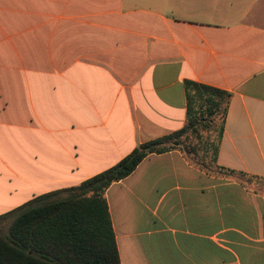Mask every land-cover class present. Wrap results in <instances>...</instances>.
<instances>
[{
  "label": "crops",
  "instance_id": "obj_1",
  "mask_svg": "<svg viewBox=\"0 0 264 264\" xmlns=\"http://www.w3.org/2000/svg\"><path fill=\"white\" fill-rule=\"evenodd\" d=\"M230 93L216 164L264 180V0H0V216L186 125ZM121 264H264V189L180 150L105 193Z\"/></svg>",
  "mask_w": 264,
  "mask_h": 264
},
{
  "label": "trees",
  "instance_id": "obj_2",
  "mask_svg": "<svg viewBox=\"0 0 264 264\" xmlns=\"http://www.w3.org/2000/svg\"><path fill=\"white\" fill-rule=\"evenodd\" d=\"M185 94L187 120L180 131L140 145L112 168L76 187L41 196L0 216V220L11 219L8 233H0V264H121L107 189L131 175L149 155L177 150L182 138L199 136L221 118L214 146L216 163L230 93L186 81ZM187 148L186 157L192 162L188 153H196V146Z\"/></svg>",
  "mask_w": 264,
  "mask_h": 264
},
{
  "label": "rangeland",
  "instance_id": "obj_3",
  "mask_svg": "<svg viewBox=\"0 0 264 264\" xmlns=\"http://www.w3.org/2000/svg\"><path fill=\"white\" fill-rule=\"evenodd\" d=\"M221 124V118L214 120L211 126L204 131L200 132L199 136L190 135L187 138H182L180 140V144L177 146V150H180L184 154H187V151L190 150L187 148V145L192 143L196 146V153H188L190 154V158L192 160V164L198 166V169L205 172L206 174L218 177V178H227L230 180H241L244 182H251L255 184V187L264 189V180L246 177L242 175L236 174H228L224 170H220L217 164L214 162V146L217 144L218 136H219V126ZM185 154V155H186ZM198 164V165H197ZM202 167V168H201ZM10 220H0V233L6 234L8 233Z\"/></svg>",
  "mask_w": 264,
  "mask_h": 264
}]
</instances>
